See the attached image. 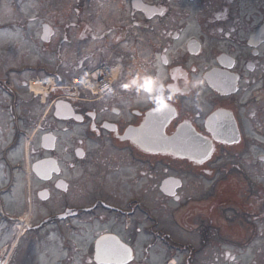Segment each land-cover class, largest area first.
<instances>
[{"label":"flooded vegetation","instance_id":"af4514ba","mask_svg":"<svg viewBox=\"0 0 264 264\" xmlns=\"http://www.w3.org/2000/svg\"><path fill=\"white\" fill-rule=\"evenodd\" d=\"M107 36L131 75L66 98L64 58ZM159 109L164 146L119 140ZM119 244L264 264V0H0V264H119Z\"/></svg>","mask_w":264,"mask_h":264},{"label":"rangeland","instance_id":"374dc122","mask_svg":"<svg viewBox=\"0 0 264 264\" xmlns=\"http://www.w3.org/2000/svg\"><path fill=\"white\" fill-rule=\"evenodd\" d=\"M78 73H79V76L82 75L83 70H79V69H78ZM78 73H77V75H78ZM75 76H76V75H75ZM84 203H85L84 200H76V201H75V205H76V206H82V205H84Z\"/></svg>","mask_w":264,"mask_h":264},{"label":"snow or ice","instance_id":"6c2138e0","mask_svg":"<svg viewBox=\"0 0 264 264\" xmlns=\"http://www.w3.org/2000/svg\"><path fill=\"white\" fill-rule=\"evenodd\" d=\"M125 87H127V85H125ZM145 88H146V90H148V91H151V84H146L145 85ZM161 105H163V101L161 100L160 102H159ZM165 107H166V105H165ZM129 250L128 249H125V252L127 253Z\"/></svg>","mask_w":264,"mask_h":264},{"label":"bare ground","instance_id":"6f19581e","mask_svg":"<svg viewBox=\"0 0 264 264\" xmlns=\"http://www.w3.org/2000/svg\"><path fill=\"white\" fill-rule=\"evenodd\" d=\"M32 85H34V84H32ZM68 86L71 90H74V91H79L81 89V84H80L79 88L77 86L70 84V83L68 84Z\"/></svg>","mask_w":264,"mask_h":264}]
</instances>
